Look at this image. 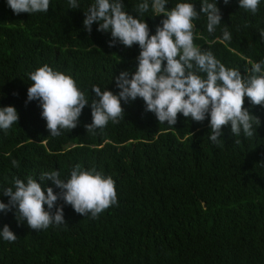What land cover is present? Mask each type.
<instances>
[{
	"label": "trees",
	"instance_id": "trees-1",
	"mask_svg": "<svg viewBox=\"0 0 264 264\" xmlns=\"http://www.w3.org/2000/svg\"><path fill=\"white\" fill-rule=\"evenodd\" d=\"M77 2L71 9L69 0H50L47 12L17 15L0 0V107L19 114L7 133L0 129V201L7 204L2 191L28 176L58 194L52 181L39 180L41 172L59 171L66 181L80 165L111 176L118 202L92 218L60 199L56 207L64 205L67 223L38 231L17 220L16 208L0 212V231L7 224L18 237L0 236V264H264V105L245 96L260 126L248 138L234 136L229 122L219 144L210 139V115L197 122L178 113L176 125L160 124L140 97L121 101L119 123L88 133L93 117L86 105L76 128L50 135L39 101L27 102L30 73L48 65L70 75L91 103L93 85L118 94L115 77L138 69L139 45L110 46L111 32L98 31V23L89 33L83 21L95 0ZM122 2L138 17L134 8L143 0ZM181 2L197 11L203 6V0H168L166 8ZM151 3L142 17L150 36L166 19L155 16ZM216 3L221 24L209 33L201 14L193 21L194 43L247 75L252 62L264 60V0L255 14L240 0ZM225 27L231 41L223 40Z\"/></svg>",
	"mask_w": 264,
	"mask_h": 264
},
{
	"label": "clouds",
	"instance_id": "clouds-1",
	"mask_svg": "<svg viewBox=\"0 0 264 264\" xmlns=\"http://www.w3.org/2000/svg\"><path fill=\"white\" fill-rule=\"evenodd\" d=\"M224 2L227 4L228 0ZM7 4L17 15L33 14L47 12L50 0H7ZM167 4L168 0H152V12L166 19L151 36L148 23L142 19L150 9L149 0L135 6L138 17L125 10L122 0H95L85 12L83 23L89 33L93 24L98 23V31L111 32L110 46L119 41L129 48L138 44L141 49L136 72L124 71L115 77L120 89L118 94L93 85L94 98L89 103L72 76L48 65L30 73L32 83L27 102L39 101L51 136L61 135V129L76 128L86 105H90L93 117L92 123L85 125L88 133L104 129L110 120L119 123L125 119L121 101L128 103L138 97L144 100L146 111L153 112L160 124L176 125L178 113L197 122H203L210 115V139L216 144L221 143L222 128L229 122L234 136L243 132L250 138L256 133L260 119L246 109L244 103L247 96L252 105H264V60L252 62L248 74L242 75L237 68H227L211 50L194 43L197 37L193 21L201 14L206 16L209 33L221 24L222 13L216 0H203L200 11L191 2L178 3L171 9L166 8ZM259 4L260 0H240V8L253 14L258 11ZM69 6L79 8L77 0H69ZM222 32L223 40L231 41L232 35L226 27ZM259 34L264 39V29ZM18 121L19 114L14 106L0 107V129L5 133ZM11 163L19 167L16 160ZM39 180H50L61 191L57 194L52 187H47L45 192L42 184L32 176H28L26 182L16 178L15 190L8 187L2 191L10 200L7 204L0 201V212L16 208L17 220L26 221L29 228L38 231L53 224L67 223L64 205L56 207L60 199L78 214H91L92 218H98L118 202L114 179L95 167L83 170L76 165L66 181L60 178L59 171H45L41 172ZM0 236L8 242L18 238L7 224Z\"/></svg>",
	"mask_w": 264,
	"mask_h": 264
}]
</instances>
